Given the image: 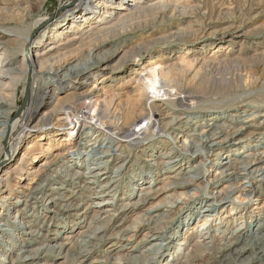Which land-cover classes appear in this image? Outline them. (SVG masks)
I'll use <instances>...</instances> for the list:
<instances>
[{
  "label": "bare ground",
  "instance_id": "1",
  "mask_svg": "<svg viewBox=\"0 0 264 264\" xmlns=\"http://www.w3.org/2000/svg\"><path fill=\"white\" fill-rule=\"evenodd\" d=\"M198 7L77 0L31 22L26 1L0 7V264H85L107 241L89 264L217 250L218 264H264V213L248 215L264 212L251 205L264 202V29L179 28ZM194 235L205 239L182 257Z\"/></svg>",
  "mask_w": 264,
  "mask_h": 264
},
{
  "label": "rangeland",
  "instance_id": "2",
  "mask_svg": "<svg viewBox=\"0 0 264 264\" xmlns=\"http://www.w3.org/2000/svg\"><path fill=\"white\" fill-rule=\"evenodd\" d=\"M25 1L28 2L29 4H31V6L33 8H35L34 10H32V12H33L32 17H30L28 19V22H31L35 18H42V17H48V18H50L49 21H51V20L53 21L55 18L59 17V15H62V13H64L69 8H71V6H73L74 3L76 4L77 0H49L47 2V5L44 6L43 8L42 7L38 8L35 5L36 0H29V1L28 0H0V7H2L3 5L16 6V5H19ZM193 1L198 2V6H199L198 10L195 12V14L192 17L184 20L183 23H180L178 25V27L181 29L186 28L190 25H193L194 27H201L203 25L205 26L209 22L220 25L221 26L220 28H223V27H227L228 23H230L232 21L243 23L244 26H246L248 29L251 28L250 30H252V31L264 29L263 28L264 27V0H193ZM66 7H68V9ZM171 16L172 15H169L168 17H171ZM262 43H264V39H262ZM262 45H264V44H262ZM22 96H23V94L21 92V95H20L21 99L19 102V105L21 108H23L26 105L25 96H23V97ZM205 168H206V170L210 169V165L206 166ZM212 169H210V170H212ZM221 189L222 188H219L217 190H221ZM70 190H73V189H70ZM169 194H172V193H169ZM165 196L161 197L155 203L162 200ZM95 200L96 199H93L90 202H94ZM125 201L126 200H123L122 202H120V204H123ZM260 201H262L260 198H254V203L251 204V205H253L252 207L263 206L264 202L263 201L260 202ZM80 202H81V200L79 201V203ZM81 210L83 211L84 208H78L77 211H75V213H74V215H76L74 218H76L80 222L83 221V219L78 216L80 214V212H82ZM262 213H264V212H262L261 209L256 210V209L251 208L250 211H248V215H251L254 217L255 216L260 217L262 215ZM246 214H247L246 211L243 212L242 214H238L234 219L236 221L234 222L232 227H230L229 229L232 230L233 228H236V227L244 228L246 226V217H248ZM223 218L225 221L224 223H227V219H228L227 214ZM89 220H88V222H89ZM65 222L68 223L69 220H67ZM88 222H87V224H88ZM130 222H128V224H126V226H129ZM219 222H220V220L218 219L216 221V223H214V228H213L214 230L216 229L215 227L219 224ZM87 224H82L80 226L84 227ZM104 224H106V227L107 226L111 227L112 224L116 225L117 223L110 222L107 224V221H105ZM88 227H89V225H87L83 229L82 228L78 229V227H75L72 229L70 226H68V228H66V232H64V234L62 233L60 236L63 238L65 234L71 233L72 231L76 232L77 229L79 231L82 230V232H84V231L89 232ZM219 227L221 228L222 225ZM213 229H211L210 231L213 232L214 231ZM69 231H71V232H69ZM111 233L112 232L110 230L109 234H111ZM217 235H219V233ZM211 236H214V235L212 234ZM211 236L208 235L207 236L208 239L205 240L204 243H208L211 240H213V237H211ZM222 236L223 235H220L219 237H217L218 241H222V243H226L228 241L227 238L230 235L227 233L224 237H222ZM202 239H205V238L199 237V235L192 236V238L189 240V242L183 248L184 250L182 252H180V255L182 257H183V255L187 256V254L191 253L192 249L194 248V246L196 244L197 245L200 244V243H198V241H200V242L203 241ZM112 243H113L112 241H107V242L103 243L102 245H100V247L96 248L94 250L91 258L85 264H89L90 262H93L95 260L104 261L100 255L104 250L112 251L114 248L109 249V247L112 245ZM176 243L177 242H174V245H173L174 248L176 246L175 245ZM178 247H180V246H178ZM81 248H82V246L80 245L79 241L78 242L74 241V243L72 245L68 246V250H71V251H69V253L71 255H75V254L77 255V253H79ZM65 253H67V250L65 251ZM136 254L139 255V253H136ZM222 254H225V253L223 251L217 250L212 255H210V254L209 255L207 254L208 256L204 255V257L201 258L202 261H199L196 264H218L214 260V257L216 255L221 256ZM5 259L8 260L9 262H11V259H7V258H5ZM59 259L58 260L49 259L46 263L44 262L43 264H74V261H71L72 259H70V260H65L64 258L61 260H59ZM171 262H172V257L169 258L168 261H165V260L161 261L162 264H166V263L167 264H174V263L177 264L180 261H177V262L173 261L172 263ZM103 264H115V261H112V262L108 261V262H105Z\"/></svg>",
  "mask_w": 264,
  "mask_h": 264
}]
</instances>
